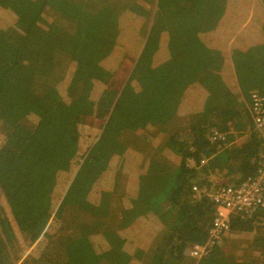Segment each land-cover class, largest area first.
<instances>
[{
	"label": "trees",
	"instance_id": "1",
	"mask_svg": "<svg viewBox=\"0 0 264 264\" xmlns=\"http://www.w3.org/2000/svg\"><path fill=\"white\" fill-rule=\"evenodd\" d=\"M103 14L115 38L98 55ZM127 60L171 100L114 104ZM253 95L264 114V0H0V264H264V209L190 256L210 197L260 171Z\"/></svg>",
	"mask_w": 264,
	"mask_h": 264
},
{
	"label": "rangeland",
	"instance_id": "2",
	"mask_svg": "<svg viewBox=\"0 0 264 264\" xmlns=\"http://www.w3.org/2000/svg\"><path fill=\"white\" fill-rule=\"evenodd\" d=\"M100 18L101 19L98 21V24H97V28H98L97 29V39H98V43L100 44V46L98 48V55L103 53L106 50V46L109 44V42H111L115 38V37H113L114 32H115V26L111 22H107L111 18V16L108 14H103V15H101ZM129 59H131V57ZM132 67H133L132 62L127 60L124 63V66L121 69V71H119L118 74L110 81L111 85H110L108 94H109V98L112 101H114V104L116 102L115 98L122 95V97H120V102L123 105H125V106L136 105V108L139 111L140 110L139 103L141 105H143L145 103V105L149 104L151 106L153 103L152 100L154 99V97L157 98V100L154 101V103L159 102L158 99L163 100V101H167V102H169V100H171L170 96H167V95L164 96V94H163L165 92V89H163V83L166 82L164 80V78H162L158 84L150 86V84L148 83L150 81L148 79L150 71L146 69L143 72L135 74V72L137 70H139V69L143 70V66H141L140 68H137L136 71L133 70L134 72L131 71ZM162 74L163 73H159L156 77H158ZM127 80L128 81L130 80L129 83L132 85L134 92L136 91V89L140 90V89H150V88H151L150 91H155V92H152L150 95L145 96V97L140 96L141 94H138L136 92H135L136 95H129V92L131 90L129 89L126 91L127 85L125 84V82H127ZM127 92H128V94H127ZM161 95H163V96H161ZM7 96H8V98H10V102H12V103H17V104L20 103L21 104V102H22L19 99V97H16L13 94H8ZM158 96L163 97V98H158ZM11 98H13V101L11 100ZM171 102L172 101H170V103ZM20 104H18V106H16L18 108V115L22 114L19 112V111H21ZM156 104H158V103H156ZM159 106H160L161 110L164 109L163 105H159ZM25 109L27 110V108H25ZM15 113H17V112H15ZM104 137L106 140H108V137L106 135H104ZM105 144H107V145L110 144V141H106ZM82 165L83 164H81V162H80L79 169L77 170V173H79L83 168H85V166H82ZM84 171H87V170L84 169ZM166 180L167 181L169 180V175L167 174V170L165 168L158 169L157 174H153L150 178L148 176L142 178V182L144 183L143 185L145 186V188H148L151 190L159 187L160 184H162V182H164ZM2 202H3V200H2ZM3 206L6 210V212L9 213L5 202H3ZM72 209L73 208H71V209L70 208H64L63 209L62 218L64 221H68L70 218L77 216L79 209H74L73 213L71 212ZM9 221L13 226V221H12L11 216H9ZM14 230L17 233V230L16 229H14Z\"/></svg>",
	"mask_w": 264,
	"mask_h": 264
},
{
	"label": "built area",
	"instance_id": "3",
	"mask_svg": "<svg viewBox=\"0 0 264 264\" xmlns=\"http://www.w3.org/2000/svg\"><path fill=\"white\" fill-rule=\"evenodd\" d=\"M251 116L254 129L264 141V114L261 100L253 95ZM196 192V190H194ZM217 210L212 223L209 238L204 246H192L190 256L200 261L203 259L222 234L228 232L231 219L264 209V155L261 157L260 171L250 184H244L236 190H225L210 197Z\"/></svg>",
	"mask_w": 264,
	"mask_h": 264
}]
</instances>
